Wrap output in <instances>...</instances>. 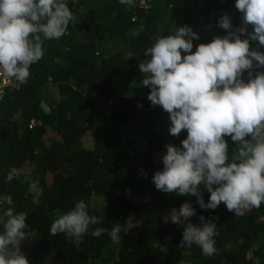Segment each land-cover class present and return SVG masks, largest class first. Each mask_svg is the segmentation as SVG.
<instances>
[{
	"label": "trees",
	"instance_id": "obj_1",
	"mask_svg": "<svg viewBox=\"0 0 264 264\" xmlns=\"http://www.w3.org/2000/svg\"><path fill=\"white\" fill-rule=\"evenodd\" d=\"M57 2L69 7L74 20L59 39L30 35L41 37L44 55L30 65L26 81H16L17 88L0 100V235L11 209L14 216L26 214L24 238L16 247L21 254L31 246L25 253L28 264H264V201L259 209H242L237 216L224 202L205 209L197 196L156 189L153 176L163 170L166 146L181 147L187 130L178 137L169 134V114L148 100L151 88L142 84L146 74L139 70L150 59L146 49L180 27L189 26L199 36L193 39L194 53L199 44L228 35L218 26L224 14L233 30L242 26L236 0ZM249 43L250 50L264 52L258 41ZM248 71L254 76L264 68L245 70V82ZM49 87L56 94L52 100ZM32 121L38 124L30 128ZM225 140L229 163L239 145ZM13 168L17 175L8 180ZM33 181L41 190L38 204L30 190ZM199 191L208 204L207 188L201 184ZM7 196L11 204L3 199ZM80 200L98 223L89 225L77 246L74 238L51 235L50 229ZM184 203L194 215L174 223L171 213ZM189 223L201 229L215 225L214 255L183 242ZM117 224L120 244H113L108 232ZM99 227L107 231L92 236Z\"/></svg>",
	"mask_w": 264,
	"mask_h": 264
},
{
	"label": "clouds",
	"instance_id": "obj_2",
	"mask_svg": "<svg viewBox=\"0 0 264 264\" xmlns=\"http://www.w3.org/2000/svg\"><path fill=\"white\" fill-rule=\"evenodd\" d=\"M120 3L130 5L133 0ZM235 7L243 14V24L233 30L230 16L224 14L218 26L228 30L227 36L199 44L193 53V39L198 40L199 36L189 26L180 27L174 35L158 38L146 49L145 55L150 59L141 63L139 70L146 74L142 84L151 88L148 100L169 114V134L178 137L187 130L181 147L166 146L163 170L153 176L156 189L197 196V202L205 209H216L224 202L229 211L235 210L241 216L242 209H259L264 201V72L253 76L248 71V82L241 78L245 70L264 68V52L250 50L249 43L258 41L264 46V0H236ZM42 18H46V23H39ZM73 20L69 7L57 0H0V76L24 83L30 75V65L44 55L41 37L30 39V35L43 33L45 39H59ZM248 25L253 27L251 33ZM242 34L248 38L241 39ZM182 51L187 55L182 57ZM41 107L51 114L45 103ZM37 124L32 121L30 128ZM225 137L239 145L229 163ZM16 175L13 168L7 179ZM201 184L210 193L206 205L199 191ZM30 190L35 194L33 203L38 204V182L33 181ZM3 199L12 203L10 196ZM87 207L80 200L72 211L55 219L51 235L66 233L79 246L89 225L98 223L95 216H89ZM192 215L194 209L184 203L179 211L173 209L171 220L179 223L180 217ZM7 216L10 219L5 233L0 235V264H28L16 247L24 238L21 230L26 227V214L14 216L9 209ZM214 229V224H205L201 229L189 223L183 242L195 243L203 255L212 256L217 252ZM106 231L99 227L91 235L98 238ZM120 232L119 224L108 232L113 244H120Z\"/></svg>",
	"mask_w": 264,
	"mask_h": 264
},
{
	"label": "built area",
	"instance_id": "obj_3",
	"mask_svg": "<svg viewBox=\"0 0 264 264\" xmlns=\"http://www.w3.org/2000/svg\"><path fill=\"white\" fill-rule=\"evenodd\" d=\"M0 72H2V68H0ZM8 88H16L15 78L0 76V98L4 97Z\"/></svg>",
	"mask_w": 264,
	"mask_h": 264
},
{
	"label": "rangeland",
	"instance_id": "obj_4",
	"mask_svg": "<svg viewBox=\"0 0 264 264\" xmlns=\"http://www.w3.org/2000/svg\"><path fill=\"white\" fill-rule=\"evenodd\" d=\"M53 90L51 89V87H49V91L51 92L50 93L51 94L50 100L56 98V94L53 93ZM30 248H31V246H26L24 251L21 253L25 258H26V254L25 253H27L30 250Z\"/></svg>",
	"mask_w": 264,
	"mask_h": 264
}]
</instances>
